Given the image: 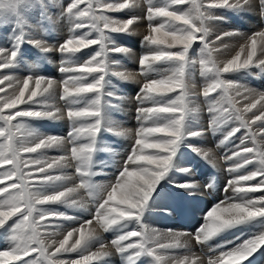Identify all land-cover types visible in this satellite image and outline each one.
<instances>
[{
	"label": "snow or ice",
	"instance_id": "1",
	"mask_svg": "<svg viewBox=\"0 0 264 264\" xmlns=\"http://www.w3.org/2000/svg\"><path fill=\"white\" fill-rule=\"evenodd\" d=\"M19 3L20 0H0V11L15 12ZM146 3L148 34L143 36L142 43L147 46L148 51L138 60L140 73L146 78V82L136 96L139 104L136 109L139 127L134 132V143L130 154L123 162L115 182L107 188L97 191V186L89 182L92 175L89 168L92 153L95 150V138L101 130V104L105 79L109 76V53L127 56L131 50L118 45L104 30L107 29L110 33L135 34L130 26L134 27L135 20L140 18L116 20L105 13L136 8L139 4L109 3L106 0H71L65 11L72 16L74 23L70 29L69 38L60 43L56 49L67 57L62 59L58 69L64 78L56 81L52 77L27 75L23 78L21 86L18 78L8 75L3 77L10 86H13L12 81L15 80L18 94L13 91L12 95L0 96V104H2L0 121L3 122L0 125V137H6L8 140V151L0 149V166H10L7 170L0 171V184L8 182L6 187L0 186V228L8 225L9 221H13L10 229L12 241L10 250L0 251L2 264H7V261H4L5 257H11L19 264H87L94 258L107 257L109 253L105 250L104 243L99 244L100 251L84 255L89 249L88 243L98 235L95 228H89L85 232L84 227L81 226L68 231L58 241V247L55 239L57 233L47 231L49 227H56V224H50V221H60L69 217L45 213L41 210L42 207L59 202H64L69 207L84 206L82 201L71 195L76 193L78 188L85 189L96 204V223L103 232L128 221H133L138 226V230L121 232L111 241V247L118 253L135 250L128 256L129 262L142 254H147L155 261V264H165L164 258L158 254L157 250L188 249L189 241L192 239L196 244L202 245L229 228L264 217V195L256 198L249 196L250 193L264 191V150L256 148L259 166L250 174L237 175L235 179L228 180L225 192L230 190L233 197H225L224 200L215 204L206 213L205 223L194 234L173 230L166 232L149 230L141 223L143 211L151 194L174 167L176 154L183 141L199 138L206 132L204 129L185 130L186 122L197 111L190 106L191 93L188 78L189 70L197 63L199 74L208 81L202 93L209 102L208 111L212 114L207 131L215 134L233 121L238 124L224 132L217 147L232 143L242 129L248 130L252 143L255 145L256 137L251 131L252 125L260 122L258 127L264 130V93L257 94L254 90L223 78L222 75L236 73L253 66L264 68V59L254 61L258 52L264 56V31L247 37L235 55L227 59L222 66H218L213 54L227 48L228 46L223 44L224 39L231 38L237 33H222L212 40L209 39V29L206 26L208 16L205 9L231 10L248 5L250 0H244L243 4L241 0H235V2L210 0L206 6L203 0H168L164 6H152V0H146ZM83 4L87 6L82 7ZM186 4L190 5L186 10H175L180 5ZM261 9L264 11V0H261ZM86 27L90 31L85 30L83 34H80L79 30ZM93 34L95 38H92ZM22 42V37L17 36L11 49L0 48V69L15 67L18 48ZM27 42L43 52L51 50L43 41L29 40ZM196 42L201 45L198 60L190 55L192 46ZM218 43L219 46H217ZM92 45L98 48L91 54L90 59L83 63L72 62L71 58L76 53ZM163 62L172 64L171 70L158 76L159 78L149 79L150 70ZM115 63L119 62L115 61ZM110 76L128 81L132 73L112 71ZM33 81L34 87H30V82ZM0 91L3 89L0 88ZM57 92L59 100L64 102L66 113L52 102L53 97L57 98ZM233 92L236 97H242L243 108L236 107ZM26 93H28L27 96ZM172 93L176 95H169ZM213 93H217L219 99L214 100L211 96ZM107 95L116 100L120 99V97H114L111 92ZM44 97H48V102H41V98ZM250 100L253 102H249ZM258 104L259 115L253 112ZM18 105H38L39 108L34 110L32 107H27L25 110L10 111L4 115V110L17 109ZM113 106L118 107V105ZM217 113L225 118L221 119V116L216 115ZM245 113H251L253 119L251 121L246 119ZM65 115L72 124L67 138L53 136L34 138L28 131L23 139L16 141L12 129H25L22 123H13L17 118L61 119L65 118ZM117 134L124 133L117 132ZM239 139L240 143L235 145L231 155L224 157L227 162H234V166L228 169L229 173H238L242 168L253 163L249 157L253 154L254 148L246 146L248 136H242ZM66 141L71 145L70 155L47 159L37 157L25 159L21 155V153L37 154L42 150L64 146ZM188 147L202 159L212 161L210 151L195 148L192 145ZM212 166L215 167V163H212ZM26 167L35 168L32 178L36 186L51 181L73 180V176L50 174L52 169L64 168L75 169L79 184L74 187L65 185L63 190L40 195L35 188L29 190ZM179 171L182 174H188L190 169H179ZM252 181L256 183L248 184ZM209 186L205 185V188ZM174 187L186 190L189 195H193L198 188V183L195 180H188L174 184ZM104 192H106V198L103 195ZM13 217L16 219L13 220ZM75 233H79V236L75 238L74 243L67 246L69 239ZM133 237H138L135 243H125ZM163 241L172 242L164 243ZM152 245H156V248L151 247ZM262 246H264V234H259L233 249L220 252L219 257L215 260L209 259L208 264H244V261ZM51 248H55V251L50 253ZM60 253H77L81 259L71 261L60 259L58 258ZM172 264H200V262L198 258L184 256L179 260L173 258Z\"/></svg>",
	"mask_w": 264,
	"mask_h": 264
},
{
	"label": "rangeland",
	"instance_id": "2",
	"mask_svg": "<svg viewBox=\"0 0 264 264\" xmlns=\"http://www.w3.org/2000/svg\"><path fill=\"white\" fill-rule=\"evenodd\" d=\"M70 2L71 0H20L15 12L7 10L0 11V48L11 49L17 36H20L23 39L21 46L18 48V56L15 62V67L11 69H0V88L3 89V91H0V96L11 95V91L8 86L5 87L4 84L6 82L3 80L5 75L16 77L21 82L27 75L52 77L56 81H60L64 78L58 69L62 59H67V57L60 54L56 51V49L60 43L69 38L70 29L74 23L72 16L65 11ZM106 2H127L129 4L138 3L139 7L121 11H106L105 14L116 20L140 18L135 20L134 27H141L148 31V24L146 20V0H106ZM209 2L210 0H203L205 6ZM230 2H235V0H230ZM167 3L168 0H152V6H164ZM243 3L244 0H241V4ZM81 6L86 7L87 4H83ZM188 7H190V5H180L175 10L182 11L186 10ZM205 12L208 16L206 26L209 29V39L214 40L217 35L222 33H237V35H234L231 38L224 39L223 44L227 46V43L242 44L245 42L247 37L252 36L256 32L264 31V11L261 9V0H250L248 5L241 8H234L231 10L225 8H208L205 9ZM101 27L103 26L101 25ZM130 28H133V26H130ZM85 30L90 31V29L86 27V29L79 30L80 34H83V31ZM104 31L106 34H110L111 39L118 45L124 46L131 51L127 56L111 52L109 53V76L105 79L104 96L101 104V130L95 138V150L92 153L89 168V171L92 173L89 178V182L97 186V191L107 188L115 182L119 170L123 167V162L125 161L127 155L130 154L131 147L134 143V132L139 127L136 111L139 104L136 96L143 83L146 82V78L140 73L138 60L142 54H145L148 51L147 46L142 43L143 36L147 35V32L142 33L134 30L133 32L135 34L126 35L120 33H110L107 29ZM92 38H95V34L92 35ZM29 40L43 41L51 50L43 52L34 47L31 43H28L27 41ZM217 46H219V43ZM109 47L111 46L109 45ZM235 47L237 48L236 51H238L239 47L236 45ZM97 48L98 46L92 45L89 46V48L82 49L80 53H76L71 58L72 62L83 63L84 61L90 59L91 54H93ZM200 48L201 45L196 42L192 46L190 53V55L197 60L199 59L198 53ZM225 49L226 48L213 54V58L218 66H221L220 64L222 62L218 63L216 57L225 54ZM229 51H226V55H229L228 53L233 50ZM258 56L254 57V61H256ZM115 61H118L119 63L116 64ZM172 67L173 65L168 62L157 64L150 70L148 78H159L158 76L170 71ZM112 71H128L132 73V76L128 81H122L117 77L110 76ZM222 75L223 78L234 81L240 86L254 90L257 94L264 93V68H257L253 66L236 73ZM188 78L190 80L189 90L191 93L190 106L196 108L197 111L186 122L185 130L192 131L196 129H204L206 132L199 138L185 139L183 141L182 146L178 149L176 154L174 167L170 170L167 177L159 182L155 191L151 194V198L147 202L141 217V223L146 228L148 227L149 230L157 229L165 232L168 230L180 231L182 228V230H189L190 228H193L192 234H194L196 230L205 223L204 217L206 213L215 204L224 200L225 197H233V193L230 190L225 192V186L228 180L235 179L237 175H246L254 171L255 168L259 166V157L256 154L255 149L259 148L260 150H264V135L261 134L264 130L258 127L260 122L253 124L251 128L252 133H254L256 137L255 145L252 143V137L249 135L248 130L242 129L239 133H237V136L234 138L232 143L217 147L219 141L223 138L224 132H226L230 127L238 126V124L233 121L225 125L224 129L216 132L215 134L211 131H207L209 122L212 119V114L208 111L209 102L203 97L202 93L203 88L208 81L205 77H201L199 74L198 63L189 70ZM13 84L15 85V83ZM109 92L113 93L114 97H120V99L116 100L113 97H109L107 95ZM169 95L174 96L176 93ZM232 95L236 101V107L243 108L244 101L242 97H236L234 92ZM211 96L214 100L219 99L217 93H213ZM41 102H48V97L41 98ZM52 102L66 113L64 102L60 101L58 98V92L57 98L55 99V97H53ZM113 105H118V107H114ZM27 107H32L34 110L39 108L38 105H18L17 109L4 110V115H7L10 111L25 110ZM225 107H227V105H225ZM0 108H2V104H0ZM258 108L259 107L257 106V110L253 109V112L257 115L260 114ZM216 115L221 116V119L225 118L222 114L217 113ZM245 118L249 121L253 119L251 113H245ZM2 123L3 122L0 121V125H2ZM13 123H22L25 126V129H12L17 142L23 139L27 135L28 131L33 134L34 138L46 136L67 138L72 127L71 122L66 119V115L65 118L61 119L17 118L13 121ZM117 132H123L124 134L118 135ZM242 136H248L246 146L254 148L253 154L249 157L253 163L245 166L238 173H229L228 169L234 166V162H227L224 157L225 155H231L235 145L240 143L239 138ZM188 145L210 151L212 153V161L209 162L202 159L192 148L188 147ZM70 147L71 145H69L66 141L64 146L61 145L49 150H38L41 152L37 154L21 153V155L25 159H32L35 157L39 159H47L66 154L70 155ZM0 149L5 152L8 151V140L6 137H0ZM49 162H51L50 159ZM212 163H215V167L212 166ZM8 167L10 166H0V171L7 170ZM179 169H190V172L188 174H182ZM34 172L35 168H25V173L28 177L27 183L29 185V190H34L35 188L37 193L40 195L52 194L56 191L63 190L65 185L68 187H74L79 184V179L76 178L74 168L50 170V174L52 175L73 176V180L71 181H51L37 186L32 178V174ZM188 180H195L198 183V188L195 190V194L193 195H189L186 190L174 187V184L184 183ZM7 183L8 182L0 184V186L6 187ZM254 183H256V181L248 182V184ZM205 185L210 186L205 188ZM71 195L77 200L82 201L84 206L69 207L64 202H59L45 205L41 209L45 213H56L69 217V219H63L60 221H50V224H56V227H49L47 231H55L59 236L58 237L56 235V237H58L56 240L59 241L62 239V235H66L67 232L72 229L90 225L92 228L96 229L98 239L101 237L103 242H105L106 239L104 238H109L110 242L107 241V243L111 246V241L121 232L138 230V226H136L135 222L128 221L125 224L117 225L115 228L103 232L96 223V204L88 195L87 191L83 188H78L77 192ZM103 195L106 198V192H104ZM260 195H264V191L249 194L251 198H256ZM14 219H16V217H13V220ZM89 221L91 223H89ZM167 221H170L168 229L165 227ZM12 223L13 221H9L8 225L0 228V251L10 250V246L12 244L10 239V229ZM176 226L178 228L177 230ZM41 231L43 234L44 230L42 229ZM238 234L239 236H237ZM259 234H264V217L229 228L202 245L196 244L193 239V243H189V246L196 247L193 252L187 251V253L182 252L183 254H181L173 251L176 249L157 250V252L161 253L165 257L171 258L172 256L183 255H191L195 256V258L200 256L199 258L202 260L200 264H208V260L213 258L217 259L220 252L233 249L242 242ZM225 239H228V242L227 245L223 246V249L221 248L216 251L213 250L214 252L212 255L205 257V254L202 252L203 250L212 248L214 246L212 243L215 241L222 242ZM137 240L138 237H133L125 243H135ZM105 243L104 245L107 246V243ZM151 247L156 248V245H152ZM109 249L112 254H119V256H123L124 260H128V256L126 254L128 252L118 253L113 247ZM58 258L69 261L81 259L80 255L77 253H60ZM203 259L208 260L205 262ZM115 260L121 263V258L116 257ZM4 261H7V264H19L18 261L12 260L11 257H5ZM138 262H142L143 264H146L147 262L155 264V261L147 254H142L138 257V260L135 259L129 262V264H137ZM94 263L98 264L97 259L93 262H87V264ZM120 263L115 261V264ZM0 264H2V262H0ZM244 264H264V246L260 247L258 251L245 260Z\"/></svg>",
	"mask_w": 264,
	"mask_h": 264
},
{
	"label": "bare ground",
	"instance_id": "3",
	"mask_svg": "<svg viewBox=\"0 0 264 264\" xmlns=\"http://www.w3.org/2000/svg\"><path fill=\"white\" fill-rule=\"evenodd\" d=\"M133 30L132 31H138V32H142V33H148V31H146V29H144V28H141V27H133L132 28ZM215 31H216V29H215ZM243 42V41H242ZM228 44V47L225 49L226 51H231V50H233V51H229L230 53H228L229 55H226V51H225V54H223V55H219V57H216V59H217V62L218 63H221L220 65L222 66L223 65V63L224 62H226L227 61V59H230L233 55H235V52H236V50H237V48L235 47V45L236 46H240L241 45V43L240 44H236V43H227ZM243 44V43H242ZM234 48H236V49H234ZM234 52V53H233ZM259 55V56H258ZM258 58L256 59V61H258V59H264V56H261L260 54H259V52H258ZM220 58H222V59H220ZM220 60V61H219ZM134 75V74H133ZM135 77V76H134ZM13 83H15V80H13L12 81V84ZM22 83V82H21ZM5 84V87L6 86H8V88H9V90L11 91V95H12V93H13V91H15V93L16 94H18V87L16 88L15 87V85L13 84V86H10L9 85V83L7 82H5L4 83ZM7 84V85H6ZM30 86L31 87H34V83L33 82H30ZM27 94L28 93H26V96H27ZM258 98V97H257ZM258 100V99H257ZM249 102H253V101H249ZM258 107H259V104L257 105ZM259 109V108H258ZM257 110V109H256ZM263 133H261V134H263L264 135V131H262ZM67 176V175H66ZM83 209V208H82ZM168 220V219H167ZM76 221V220H75ZM77 221H80V220H77ZM174 221V220H173ZM74 223V222H73ZM170 223V221H167V223L165 224L166 226V228L168 229V224ZM69 224H70V221H69ZM85 225H87V224H85ZM173 225V224H172ZM178 226V225H177ZM177 226H176V230L178 229L177 228ZM169 227H170V225H169ZM179 227V226H178ZM193 227V226H192ZM89 228H92L90 225H88V226H84V229H85V232H87V230L89 229ZM148 228V227H147ZM185 228V227H184ZM187 228V227H186ZM151 229V228H150ZM183 229V228H182ZM180 230V231H183V232H185V233H188V234H192V232H193V228L190 230ZM152 230H157V229H152ZM158 231H160V232H164V231H161V230H158ZM97 232V231H96ZM166 232V231H165ZM98 234V233H97ZM58 236V235H57ZM63 236V235H62ZM79 236V233H75L74 234V236L72 237V238H70L69 239V245H67V246H70L72 243H74V241H75V238H77ZM237 236H239V234L237 235ZM59 237V236H58ZM58 237H56L55 239H57ZM236 237V236H235ZM233 238V237H232ZM239 238V237H238ZM104 239H106V243H107V241L108 242H110V239L109 238H104ZM229 239V238H228ZM228 239H225L224 241H222V242H214V243H212L214 246V248L212 247V248H210V249H208V250H203L202 252H203V254H205V257H208V256H210V255H212V253L214 252V251H216V250H219V249H223V246L224 245H227V240ZM237 239V238H236ZM231 241V240H230ZM105 242H103V240L101 239V237H100V239H98V237L96 236L95 238H93L89 243H88V245H87V247L89 248L88 249V251H86L84 254L85 255H89V254H91V253H93V252H98V251H100V246H99V244H102V243H105ZM164 243H171L172 241H163ZM191 242V244L193 243V239L192 240H190L189 241V243ZM105 243V244H106ZM57 247H58V240H57V245H56ZM155 246V245H154ZM109 248H111V246H110V244L109 243H107V246H105V250L109 253L108 254V256L107 257H103V258H100V259H97V261H98V264H115V261L116 262H118V263H120L119 261H117V260H115V258L116 257H119V258H121V263L120 264H129V261L128 260H124V258H123V256H119V254H116V253H113L112 254V252H111V250L109 249ZM196 249V247H193V246H189V248L188 249H176V250H173V251H175L176 253H181V254H183L182 252H185V253H187V251H191V252H193L194 250ZM214 250V251H213ZM50 252H54L55 251V248H51L50 250H49ZM133 251H135V250H131V251H128V253H126L127 254V256H129V255H131L132 254V252ZM222 251V250H221ZM159 255H161L162 256V258H164V260H165V264H172V260H173V258H176L177 260H179V259H183V256H172V258L171 257H165L164 255H162L161 253H158ZM188 257H190V258H193V257H195V256H191V255H187ZM110 257H112V258H110ZM200 257V256H199ZM199 257H197L198 259H199V262H202V260H200V258ZM218 258V257H217ZM137 260H138V257L136 258ZM214 259V258H213ZM94 260H96L95 258L93 259V260H91L92 262L94 261ZM205 262H207V260L208 259H203ZM215 260V259H214ZM88 262H90V261H88ZM95 264V263H94ZM137 264H143L142 262H138ZM146 264H152V263H146Z\"/></svg>",
	"mask_w": 264,
	"mask_h": 264
}]
</instances>
